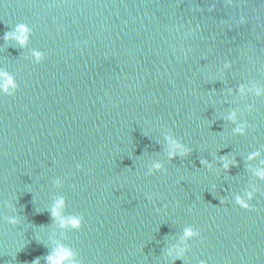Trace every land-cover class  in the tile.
<instances>
[{
    "label": "water",
    "instance_id": "1",
    "mask_svg": "<svg viewBox=\"0 0 264 264\" xmlns=\"http://www.w3.org/2000/svg\"><path fill=\"white\" fill-rule=\"evenodd\" d=\"M0 264H264V0H0Z\"/></svg>",
    "mask_w": 264,
    "mask_h": 264
}]
</instances>
